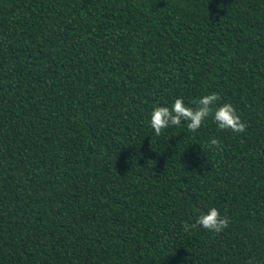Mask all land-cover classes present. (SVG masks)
Returning a JSON list of instances; mask_svg holds the SVG:
<instances>
[{"label":"trees","instance_id":"1","mask_svg":"<svg viewBox=\"0 0 264 264\" xmlns=\"http://www.w3.org/2000/svg\"><path fill=\"white\" fill-rule=\"evenodd\" d=\"M0 264H264V0H0Z\"/></svg>","mask_w":264,"mask_h":264},{"label":"clouds","instance_id":"2","mask_svg":"<svg viewBox=\"0 0 264 264\" xmlns=\"http://www.w3.org/2000/svg\"><path fill=\"white\" fill-rule=\"evenodd\" d=\"M220 97L217 93L205 95L192 103L197 107L185 106L182 98L175 99L171 109L169 107H155L151 116V126L155 129L156 135H160L163 129L171 126H179L182 121L187 122L190 131L198 130L208 117H212L218 128L221 130H231L235 133H243L246 131V124L241 121L236 109L230 103L217 106ZM219 141L215 138L211 139L213 146ZM229 218L221 216L216 208H211L207 214L201 213L194 224H184V230L202 226L203 228L219 233L227 228Z\"/></svg>","mask_w":264,"mask_h":264}]
</instances>
